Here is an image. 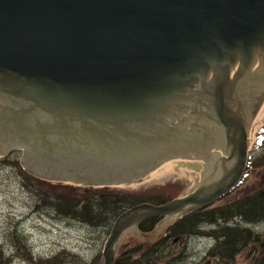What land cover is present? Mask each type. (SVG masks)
<instances>
[{
  "label": "water",
  "instance_id": "water-1",
  "mask_svg": "<svg viewBox=\"0 0 264 264\" xmlns=\"http://www.w3.org/2000/svg\"><path fill=\"white\" fill-rule=\"evenodd\" d=\"M263 107L264 0H0V156L88 187L200 169L121 213L103 264L233 190Z\"/></svg>",
  "mask_w": 264,
  "mask_h": 264
},
{
  "label": "trees",
  "instance_id": "trees-1",
  "mask_svg": "<svg viewBox=\"0 0 264 264\" xmlns=\"http://www.w3.org/2000/svg\"><path fill=\"white\" fill-rule=\"evenodd\" d=\"M256 135L247 171L264 166V126ZM0 165L6 171L11 170L29 190L35 208L46 209L50 214L87 227L93 233L97 231L101 245L109 236L114 221L128 208L144 202L162 204L174 199L165 191L147 194L119 187H85L67 195L53 194L35 183L41 180L22 167L17 154L0 158ZM161 219L158 216L145 219L139 229L151 232ZM262 224L264 184L225 202L218 203L217 200L211 206L178 219L163 236L151 243L130 238L119 248L115 264H198L193 261L189 244L194 237L212 240L206 259H214L213 264H231L245 249L260 243L263 233L256 226ZM101 249L91 256L64 246L40 253L21 225L12 224L0 240V264H101ZM251 264H264V253L255 257Z\"/></svg>",
  "mask_w": 264,
  "mask_h": 264
},
{
  "label": "rangeland",
  "instance_id": "rangeland-1",
  "mask_svg": "<svg viewBox=\"0 0 264 264\" xmlns=\"http://www.w3.org/2000/svg\"><path fill=\"white\" fill-rule=\"evenodd\" d=\"M263 126L264 119L257 124L253 132L252 144H250L251 151L257 140V131ZM15 154L22 158L21 152ZM199 173L200 169H192L191 177L189 178L184 172L177 170L166 179H152L139 185L132 184L118 187L147 194L165 191L171 198H176L184 196L190 191L192 186L197 184L196 179ZM246 175L240 187L234 192L220 198L218 203L249 193L264 184V166L249 170ZM35 183L49 193L63 195L70 194L75 191V189L87 187L63 181L41 180ZM32 197L33 195L22 184L20 179L16 178L11 170L6 171L0 165V240L5 237L7 230L12 224H19L29 235L31 243L37 252L49 253L64 246L68 249L80 251L81 253L83 252L86 256L94 255V253L98 251V248H102L101 256L103 255L104 245H101V240L97 231L93 233L87 227L60 219L50 214L46 209L39 210L35 208ZM256 228L263 233L260 243L245 249L238 256L236 261L231 264H251L255 257L259 256L260 253H264V224L257 225ZM167 229L168 227H166L164 233L158 238L163 236ZM92 238H94V241H92ZM130 238H133V236H129L127 240ZM122 243L124 244L127 242ZM189 244L194 263H214V259H206V251L212 245V240L206 237H194L190 239ZM103 261L104 258L102 257L101 264H103Z\"/></svg>",
  "mask_w": 264,
  "mask_h": 264
},
{
  "label": "bare ground",
  "instance_id": "bare-ground-1",
  "mask_svg": "<svg viewBox=\"0 0 264 264\" xmlns=\"http://www.w3.org/2000/svg\"><path fill=\"white\" fill-rule=\"evenodd\" d=\"M252 136H253V133H252V135H251V137H250V141L252 142Z\"/></svg>",
  "mask_w": 264,
  "mask_h": 264
}]
</instances>
